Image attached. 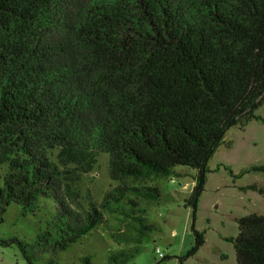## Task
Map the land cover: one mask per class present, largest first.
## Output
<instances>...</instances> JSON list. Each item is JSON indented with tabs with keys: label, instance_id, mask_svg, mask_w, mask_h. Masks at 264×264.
Returning a JSON list of instances; mask_svg holds the SVG:
<instances>
[{
	"label": "trees",
	"instance_id": "obj_1",
	"mask_svg": "<svg viewBox=\"0 0 264 264\" xmlns=\"http://www.w3.org/2000/svg\"><path fill=\"white\" fill-rule=\"evenodd\" d=\"M60 1L0 0V210L15 203L42 213L64 251L101 237L115 209L137 230L160 195L150 180L190 175L195 245L186 258L195 256L205 244L195 222L209 162L230 129L264 125V0H103L63 40L51 33ZM86 114L97 125L93 147L53 130L66 117L77 129ZM101 160L110 185L97 203L81 197L79 181ZM226 170L264 175V166ZM63 177L77 212L54 194ZM241 190L264 200V187ZM238 229L226 239L237 264H264V214L239 219Z\"/></svg>",
	"mask_w": 264,
	"mask_h": 264
},
{
	"label": "rangeland",
	"instance_id": "obj_2",
	"mask_svg": "<svg viewBox=\"0 0 264 264\" xmlns=\"http://www.w3.org/2000/svg\"><path fill=\"white\" fill-rule=\"evenodd\" d=\"M101 1L61 0L60 10L54 15L58 28L52 29L53 38L63 40L66 27L76 25L80 14ZM257 115L264 117V108L259 109ZM81 117L84 118L79 120L77 129L74 121L66 117L63 123L56 122L53 130H67L65 132L69 133L74 147V142L78 140L83 148L93 147L97 142V125L90 118L87 119V114ZM42 132L35 133L42 136ZM47 136L50 137L45 135L42 140L48 139ZM39 152L42 154V147H39ZM252 166H264V125L256 121L244 129H230L209 162L210 173L199 201L195 222V229L205 234V244L195 256L186 258L195 245V236L192 212L185 206L194 181L185 173L188 176L181 179L150 180V185L156 186L160 195L143 208L144 221L137 225V230L125 227L124 215L115 209L109 213L112 219L101 237L93 233L64 251L54 247L57 237L46 235L47 223L42 213L34 214L23 210L20 204L11 203L5 211L0 210V264H28L22 248L32 257L34 264H83V259H88L90 264H237L234 245L226 239L238 236L239 219L252 214H264L262 196L254 191H242L241 188L252 184L264 187V175L249 173L241 179H235L226 168L238 175ZM2 169L0 164V178ZM64 178L67 177L61 178L62 187L54 194L63 197L64 203L77 212V203L71 205L70 197H64L68 192L64 184L69 183ZM81 179V197L101 203L110 185L107 161L101 160L93 173ZM79 199L75 198L77 201ZM121 208L127 209V206L123 204ZM126 230L128 239L116 236L119 231ZM158 250L162 256L157 253ZM164 257L170 260L165 261Z\"/></svg>",
	"mask_w": 264,
	"mask_h": 264
},
{
	"label": "built area",
	"instance_id": "obj_3",
	"mask_svg": "<svg viewBox=\"0 0 264 264\" xmlns=\"http://www.w3.org/2000/svg\"><path fill=\"white\" fill-rule=\"evenodd\" d=\"M157 253H158L159 255H161L159 250L157 251ZM161 256H162V255H161Z\"/></svg>",
	"mask_w": 264,
	"mask_h": 264
}]
</instances>
